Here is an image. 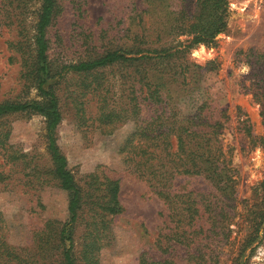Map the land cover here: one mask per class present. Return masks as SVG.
Wrapping results in <instances>:
<instances>
[{"label": "rangeland", "instance_id": "374dc122", "mask_svg": "<svg viewBox=\"0 0 264 264\" xmlns=\"http://www.w3.org/2000/svg\"><path fill=\"white\" fill-rule=\"evenodd\" d=\"M180 1L54 0L56 13L45 31L49 61L57 67L94 59L117 47L130 49L135 35L141 34L139 15L146 35L152 33L156 22L166 31ZM185 1L190 2L191 13L194 0ZM225 1L229 9L226 31L212 48L195 46L185 56L202 69L209 62L212 65L206 72L188 67L200 76L186 84V89L192 90L181 93L185 96L180 108L185 113L206 99L214 118L217 111L224 112L226 120H220L217 139L220 152L229 151L231 188L226 195L221 184L198 175L178 176L170 182V192L189 194L188 200L199 203L214 201L215 212L222 211L213 220L205 213L194 217L191 236L180 235L176 219L170 221L162 201L123 164L120 146L137 123L131 121L128 103L135 97L139 118L152 112L142 100L143 94L137 96L133 91L137 89L135 63L112 65L94 73L93 94L83 87L88 85L84 75L69 73L56 86L54 79L47 82L54 86L61 115L54 131L55 144L75 183L84 192L92 190V177L99 182L105 176L118 183L122 212L110 218L106 237L95 254L97 264H140V257L156 264H264V144L250 147L239 125L246 119L250 136L264 140V102L258 103L252 96L260 84L246 77L249 68L232 61L238 50L264 55V0ZM39 7V0H0V103L36 99L34 88L22 78L16 45L31 48ZM173 40L162 36L158 45H173ZM173 65L178 69L179 62ZM152 67L160 69L161 64ZM170 69L172 72L174 67ZM129 83H134L132 90ZM240 86L249 91L243 92ZM109 110H114L116 117L102 124L98 118ZM0 128L7 132L5 152L0 151V264H59V249L51 233L66 220V196L48 175L43 119L14 114L5 117ZM87 208L89 204L73 229L75 259L83 223L91 221ZM224 211L229 214L223 215ZM40 236L46 237L45 241L39 242Z\"/></svg>", "mask_w": 264, "mask_h": 264}, {"label": "trees", "instance_id": "16d2710c", "mask_svg": "<svg viewBox=\"0 0 264 264\" xmlns=\"http://www.w3.org/2000/svg\"><path fill=\"white\" fill-rule=\"evenodd\" d=\"M39 2L40 7L32 29L31 48L16 45L21 56L22 78L34 88L36 99L23 103H0V125L5 117L14 114H33L43 119V139L50 162L48 175L50 181L54 182L66 196V220L58 223V228H54L51 233L59 249V264H97L95 254L99 248V242L106 237L110 218L122 212L117 200V181L101 176L98 182L96 177H92V190L82 191L66 168V160L55 144L54 131L60 122L61 115L54 86L69 73L87 76L88 85L83 87L88 90V93L93 94L96 87H91V84H96L95 80H97L93 76L94 73L112 65L135 63L137 78L134 83L137 89L133 91L137 93V96L143 94L142 100L147 101L152 112L148 117L139 118L137 113L139 105L135 97L130 100L131 106L128 103V108H131L130 117H133L131 121L134 123L136 120L137 123L120 146L123 164L143 180L162 201L170 221L171 218L176 219V227L180 230V235L194 234L192 223L194 217H199L200 213H205L207 219L212 218V220L215 216L221 215L222 211L215 212L214 201L205 200L204 203H199L194 199L188 200L189 194L170 192V182L178 176L198 175L212 183L216 181L221 184L226 195L231 188L230 178L233 170L230 166L229 151L221 153L217 139L222 126L220 120H226L224 112L217 111V119L214 118L213 109H207L206 99H200L198 106L189 108L185 113L183 108H180V102L185 96L181 93L192 90V87L186 89V84L197 80L200 76L198 73L189 71L188 67H192L197 72H206L211 70L212 65L209 62L202 69L189 63L185 56L195 46L212 48L216 38L226 31L229 17L227 2L225 0H194V9L190 13L188 10L190 2L181 0L168 29L163 30L164 26L155 21L150 35L143 32L142 19L139 15L138 29L141 34L135 35L136 41L130 49L125 46L117 47L97 58L74 64H61L57 67L49 61V47L45 36V31L56 13L55 3L54 0H39ZM162 36H172L175 40L171 43L175 42V44L158 45ZM180 37L184 39L178 40ZM262 57L264 55L261 56L251 50L244 53L238 50L233 54L232 60L235 65L245 64L249 68V74L246 77L252 78L255 85L260 84L257 85V92L252 93L254 100L258 103L264 102V66L262 67L264 64H260ZM175 62H179L178 69L173 65ZM160 64V69L152 67V65ZM173 67L174 70L171 72L170 68ZM53 79L56 80L54 86L49 85L47 82ZM179 79L184 82L182 83L184 88L179 85ZM134 83H129L130 90L133 89ZM240 89L243 92L249 91V88L243 86H240ZM137 114L138 117H136ZM262 115L264 116V109H262ZM113 117H116V112L109 110L103 114L102 118H98V121L109 124ZM239 125L250 147L264 144L263 139L250 136L246 119L241 120ZM6 136L7 132L0 128V151L2 152H5L3 144ZM87 204H89L87 210H90L92 214L91 221L89 224L83 223L80 250L75 259L72 256L73 229L82 219L81 214ZM197 206H200L202 210L200 211ZM227 214L229 213L224 211L223 215ZM45 239L46 237H38L39 242ZM139 262L140 264H156L143 257H140Z\"/></svg>", "mask_w": 264, "mask_h": 264}]
</instances>
